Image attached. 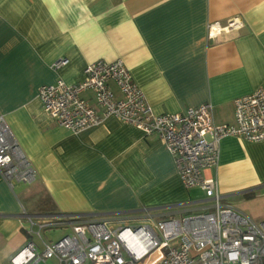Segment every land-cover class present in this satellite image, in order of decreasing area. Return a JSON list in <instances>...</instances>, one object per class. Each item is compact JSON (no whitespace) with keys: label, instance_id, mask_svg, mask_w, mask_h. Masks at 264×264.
Masks as SVG:
<instances>
[{"label":"crops","instance_id":"0c3cea01","mask_svg":"<svg viewBox=\"0 0 264 264\" xmlns=\"http://www.w3.org/2000/svg\"><path fill=\"white\" fill-rule=\"evenodd\" d=\"M229 20L237 26L207 36L209 22ZM117 58L154 113L209 102L215 123H232L233 99L264 89V0H0V115L36 173L12 187L0 176V264L27 240L23 209L178 217L210 204L183 186L155 134L114 116L74 133L42 109L40 85L79 82L88 63ZM204 175L216 177L224 202L264 219V140L221 138Z\"/></svg>","mask_w":264,"mask_h":264},{"label":"built area","instance_id":"2783aa9c","mask_svg":"<svg viewBox=\"0 0 264 264\" xmlns=\"http://www.w3.org/2000/svg\"><path fill=\"white\" fill-rule=\"evenodd\" d=\"M208 23L207 36L236 27ZM65 60H59L57 68ZM112 82L119 95L110 88ZM90 91L94 103L82 93ZM42 109L57 125L78 132L114 116L144 134H155L170 152L183 186L201 189L211 199L197 212L178 217H112L78 214H29L24 209L27 236L8 264H264V219L253 221L223 201L215 176L204 171L217 165L219 142L225 136L264 140V89L233 99V122L215 123L212 105L203 102L183 113L156 114L122 60H95L83 69L81 81L62 79L40 85ZM0 176L7 185L31 184L36 173L0 115ZM133 225V226H131ZM64 229L56 238L43 231Z\"/></svg>","mask_w":264,"mask_h":264},{"label":"rangeland","instance_id":"374dc122","mask_svg":"<svg viewBox=\"0 0 264 264\" xmlns=\"http://www.w3.org/2000/svg\"><path fill=\"white\" fill-rule=\"evenodd\" d=\"M130 216H132V215H130V214L123 215L124 218L130 217ZM131 226H133V225H131ZM63 233H64V229L58 228V229H53V230H50V231H43L42 235L46 239L47 238L56 239V238L60 237ZM46 262L51 264L52 260L51 259H47ZM38 264H42V262L38 263Z\"/></svg>","mask_w":264,"mask_h":264},{"label":"trees","instance_id":"16d2710c","mask_svg":"<svg viewBox=\"0 0 264 264\" xmlns=\"http://www.w3.org/2000/svg\"><path fill=\"white\" fill-rule=\"evenodd\" d=\"M247 197H250V195L246 194Z\"/></svg>","mask_w":264,"mask_h":264}]
</instances>
